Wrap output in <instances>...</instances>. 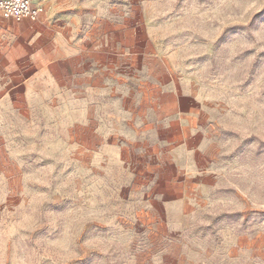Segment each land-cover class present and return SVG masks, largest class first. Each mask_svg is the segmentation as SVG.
I'll use <instances>...</instances> for the list:
<instances>
[{"label":"rangeland","instance_id":"374dc122","mask_svg":"<svg viewBox=\"0 0 264 264\" xmlns=\"http://www.w3.org/2000/svg\"><path fill=\"white\" fill-rule=\"evenodd\" d=\"M64 2L134 52L154 116L111 147L83 112L0 142V264H264V0Z\"/></svg>","mask_w":264,"mask_h":264},{"label":"crops","instance_id":"0c3cea01","mask_svg":"<svg viewBox=\"0 0 264 264\" xmlns=\"http://www.w3.org/2000/svg\"><path fill=\"white\" fill-rule=\"evenodd\" d=\"M35 3L42 9L38 22H15L0 14V142L16 140L20 126L33 122L36 114L58 123L62 115L70 121L73 112H83L88 133L93 116L102 147L124 141L123 127L147 131L148 118L154 116L153 87L146 82V88H139L132 73L134 52L124 54L119 43L107 47L92 38L80 19L65 10L64 0ZM112 120L114 130L108 128Z\"/></svg>","mask_w":264,"mask_h":264},{"label":"built area","instance_id":"2783aa9c","mask_svg":"<svg viewBox=\"0 0 264 264\" xmlns=\"http://www.w3.org/2000/svg\"><path fill=\"white\" fill-rule=\"evenodd\" d=\"M42 9L35 0H0V14L9 20L38 22Z\"/></svg>","mask_w":264,"mask_h":264}]
</instances>
